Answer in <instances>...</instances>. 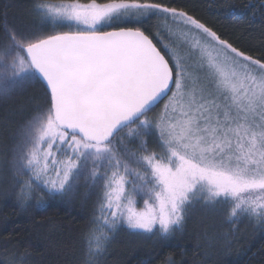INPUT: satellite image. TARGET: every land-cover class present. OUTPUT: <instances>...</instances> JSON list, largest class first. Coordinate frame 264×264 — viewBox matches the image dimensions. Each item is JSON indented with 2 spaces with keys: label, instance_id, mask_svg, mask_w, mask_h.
<instances>
[{
  "label": "snow or ice",
  "instance_id": "obj_1",
  "mask_svg": "<svg viewBox=\"0 0 264 264\" xmlns=\"http://www.w3.org/2000/svg\"><path fill=\"white\" fill-rule=\"evenodd\" d=\"M31 7L39 26L0 24V95L43 91L12 148L15 207L67 203L83 181L95 199L82 264H100L119 231L163 247L196 205L230 222L226 247L240 242L241 223L264 230V53H246L169 0ZM173 25L214 90L165 43Z\"/></svg>",
  "mask_w": 264,
  "mask_h": 264
},
{
  "label": "trees",
  "instance_id": "obj_2",
  "mask_svg": "<svg viewBox=\"0 0 264 264\" xmlns=\"http://www.w3.org/2000/svg\"><path fill=\"white\" fill-rule=\"evenodd\" d=\"M169 2L246 53L254 57L264 53V0ZM31 5L32 0H0V24L39 26ZM227 5L233 8L225 14ZM42 96L38 85L0 95V264H6L13 254L25 253L30 254L29 264H82L85 259L83 234L90 226L95 197L85 199L83 181L67 203L27 211L14 204L9 182L12 148ZM150 147L155 146L150 142ZM230 227L222 214L196 205L186 216L183 231H177L163 247L119 231L100 264H264V230L241 223L240 242L226 247L220 237Z\"/></svg>",
  "mask_w": 264,
  "mask_h": 264
},
{
  "label": "rangeland",
  "instance_id": "obj_3",
  "mask_svg": "<svg viewBox=\"0 0 264 264\" xmlns=\"http://www.w3.org/2000/svg\"><path fill=\"white\" fill-rule=\"evenodd\" d=\"M172 27L176 34L166 39L165 43H167L169 47L175 51L177 56L181 58V61L185 64L190 77H194L197 73H199L201 77V82L209 90H214V81L210 77L205 79V77L207 76V69L199 68V65L201 64L199 53L192 51L190 49V45L188 43H185V37L182 35V30L180 27L176 25H173ZM24 127L22 128L21 132L18 134V137L22 133ZM140 206H142V202ZM218 214H222V213H218Z\"/></svg>",
  "mask_w": 264,
  "mask_h": 264
}]
</instances>
